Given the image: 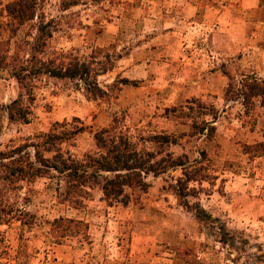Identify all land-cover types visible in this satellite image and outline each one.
<instances>
[{
	"label": "rangeland",
	"instance_id": "1",
	"mask_svg": "<svg viewBox=\"0 0 264 264\" xmlns=\"http://www.w3.org/2000/svg\"><path fill=\"white\" fill-rule=\"evenodd\" d=\"M11 1L0 0V40L13 48L33 30L9 23L2 9ZM167 1L42 0L37 13L53 29L54 51L45 56L73 50L86 58L103 48L99 58L113 67L96 77L98 84L129 82L91 99L79 82L44 75L29 93L0 70V150L82 126L60 143L81 158L96 151L93 133L116 115L135 139L174 136L166 149L188 163L204 152L206 175L189 183V207L168 187L179 169L147 176L146 191H134L125 206L107 205L95 187L77 208L60 200L48 174L4 178L0 171V264H264V105L259 97L242 103L241 93L248 77L264 86V25L256 30L248 11L247 39L231 50L218 15L182 21L175 0ZM225 73L239 91L231 98L224 95ZM14 98L28 107V122H8L5 105ZM26 151L32 158L31 146ZM58 216L82 224L54 242L48 222Z\"/></svg>",
	"mask_w": 264,
	"mask_h": 264
},
{
	"label": "trees",
	"instance_id": "2",
	"mask_svg": "<svg viewBox=\"0 0 264 264\" xmlns=\"http://www.w3.org/2000/svg\"><path fill=\"white\" fill-rule=\"evenodd\" d=\"M40 2L42 0H12L2 9L4 15L9 17L11 25L17 27L28 23V29L33 30L28 33L29 38L21 39L13 48L9 46V39L0 40V70L14 79L20 88H25L30 93L32 81L44 75L59 80L77 81L86 97L97 99L109 92L114 95L119 84L129 82L126 78H119L105 88L98 84L96 77L113 67L111 61L99 58L106 55L103 48H93L86 58L73 50H60L52 52L54 55L50 54L49 57L45 56L49 50L54 51L48 45L53 29L50 26L51 21L44 20L37 13ZM225 76L227 82L224 95L234 97L239 91L231 81V76L227 73ZM242 86L245 87L241 92L242 103L250 104L254 98L259 97L260 103L264 105V86L252 77L245 78ZM19 100L14 98L5 105L10 123L28 122V107L21 105ZM202 129L199 128L200 131ZM81 130L82 126H74L60 134L51 131L37 133L29 141L0 150V171H4L3 177L10 178L17 174L23 177L26 170H29L31 177L48 174L56 181L60 200L74 208L79 207L95 187L100 190L107 205L125 206L134 191H146L149 186L145 180L147 176H157L167 170H170L169 173L179 169V174L169 175L171 181L168 187L179 199L183 198L184 206L189 207L188 201L184 200V196L194 190V185L189 186V183H200L206 175L200 172V159L204 158L202 150L199 153L200 159L188 163L184 154L174 155L166 149V146L176 142L174 136L156 132L135 139L122 118L116 115L112 117L110 124L93 133L95 152L85 153L77 158L68 151H62L60 143ZM28 146L32 148V158L26 151ZM59 183H62L61 189L58 188ZM198 211L204 213L199 207ZM195 215L198 217L196 213ZM48 224V234L56 242L75 235L77 226L82 222L71 217L58 216Z\"/></svg>",
	"mask_w": 264,
	"mask_h": 264
},
{
	"label": "crops",
	"instance_id": "3",
	"mask_svg": "<svg viewBox=\"0 0 264 264\" xmlns=\"http://www.w3.org/2000/svg\"><path fill=\"white\" fill-rule=\"evenodd\" d=\"M147 2L151 5L160 4L159 0H147ZM169 2L170 0L167 1ZM175 3L182 21H186L187 19L184 18L188 17L196 23L203 15L206 20L218 15V21L221 20L222 26L226 27L228 41L225 46L231 50H238L247 39V28L251 27L246 21L248 11L252 12L249 21L254 23L255 29H258L259 25H264L262 17L264 0H175Z\"/></svg>",
	"mask_w": 264,
	"mask_h": 264
}]
</instances>
